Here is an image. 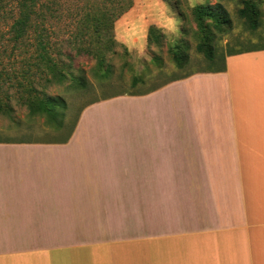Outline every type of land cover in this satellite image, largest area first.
<instances>
[{
    "label": "crops",
    "instance_id": "1",
    "mask_svg": "<svg viewBox=\"0 0 264 264\" xmlns=\"http://www.w3.org/2000/svg\"><path fill=\"white\" fill-rule=\"evenodd\" d=\"M254 45L99 98L69 137L1 139L0 264H264V45ZM100 233L110 239L88 237Z\"/></svg>",
    "mask_w": 264,
    "mask_h": 264
},
{
    "label": "rangeland",
    "instance_id": "2",
    "mask_svg": "<svg viewBox=\"0 0 264 264\" xmlns=\"http://www.w3.org/2000/svg\"><path fill=\"white\" fill-rule=\"evenodd\" d=\"M103 3L109 1L42 0L41 12L49 13L47 8L50 7L55 14L54 18H49L46 22L54 32L53 40L59 47H63V50L71 53L73 58H65L66 63L72 66L73 75L79 78L78 80L84 79L85 85L82 87L69 80L48 89L50 95H61L67 102V110L61 119L62 125L58 126L57 122L49 123L41 115L32 116L19 99V88L4 83L0 92V104H3L0 110V140L15 137L66 138L83 109L99 98L154 89L173 79L220 64L225 50L250 47L254 44L264 45V2L260 4V25L252 30L238 14L242 0H132L131 8L114 23L116 46L114 52L106 56L109 65V71L106 72L105 68L99 70L96 67V60L91 55L76 54L75 47L79 41L74 37L82 26L81 17L88 12L97 13L98 7ZM200 4L211 10L221 6L232 21L231 29L227 24L223 25V32L211 25L214 33L212 44L216 52L215 59L211 61L197 50V44L205 30L203 26L212 21L206 19L203 24L197 21L192 10ZM8 5L10 11L7 7L0 8V69L6 72L12 68L20 70L23 58L30 56L13 47L10 28L17 15L14 6L10 3ZM151 26L156 27V34L162 36L160 43L149 42ZM88 30L90 36L95 38L92 28L85 29ZM174 47H178L185 55L181 66L174 62L170 54L171 48ZM8 60L16 63L10 65ZM110 125L107 123L104 128L107 129ZM133 233L128 230L117 235L129 236ZM88 237L105 240L110 239V234H89Z\"/></svg>",
    "mask_w": 264,
    "mask_h": 264
},
{
    "label": "trees",
    "instance_id": "3",
    "mask_svg": "<svg viewBox=\"0 0 264 264\" xmlns=\"http://www.w3.org/2000/svg\"><path fill=\"white\" fill-rule=\"evenodd\" d=\"M107 1L109 3H103L102 6L98 7L97 13L88 12L81 17V25L84 28L82 29L81 26L74 35L75 39L79 41L75 47L76 54L91 55L96 60V67L99 70L105 68L106 72L109 71L106 56L108 53L114 52L116 46L113 33L114 23L132 6V0ZM41 2L42 0H0V8L7 7L9 10L8 3L15 8L17 16L10 28L14 49L30 55L23 58L20 70L12 68L6 72L0 69V92L6 82L11 87H18L19 99L29 109L32 116L41 115L49 123L57 122L58 126H61V119L68 107L66 99L61 95H50L47 92L48 89L69 80L77 82L82 87L85 82L83 78L78 80L79 78L73 75L72 66L66 63L65 58L69 60L73 58L71 53L63 50V47H59L53 40L54 32L47 26L46 22L49 18H54L55 14L50 7L47 8L50 11L49 13H42L40 9ZM263 2L264 0H242V7L238 10L240 18L252 30L257 29L260 25V4ZM192 12L200 24H203L206 19L212 20L211 23L203 26L205 30L197 44V50L204 53L210 61L214 60L216 52L212 44L214 33L211 25L213 24L218 28L217 30L223 32V25L227 24L231 29L232 21L226 10L221 6H217L216 10H211L200 4L196 5ZM180 14L185 15V13ZM89 27L92 28L95 38L90 36L89 30L85 31ZM155 31H157V28L151 26L148 36L151 43L159 41L162 37L156 34ZM170 54L178 66L183 64L185 55L179 51L178 47L171 48ZM15 63V61L8 60L10 65ZM177 79L179 78L173 80ZM2 107L3 104H0V110ZM76 122L68 137L72 134Z\"/></svg>",
    "mask_w": 264,
    "mask_h": 264
}]
</instances>
